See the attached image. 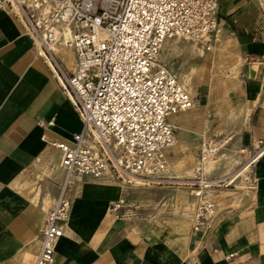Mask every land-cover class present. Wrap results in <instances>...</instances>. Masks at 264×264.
<instances>
[{
  "label": "crops",
  "instance_id": "crops-1",
  "mask_svg": "<svg viewBox=\"0 0 264 264\" xmlns=\"http://www.w3.org/2000/svg\"><path fill=\"white\" fill-rule=\"evenodd\" d=\"M218 2L213 37L225 50V62L234 66L223 70L232 74L209 86L203 104L169 122L177 130L174 144L182 147L197 149L201 138L214 131L232 136L235 147L248 151L243 163L264 140V17L253 0ZM54 55L69 76L75 68L73 50L59 48ZM50 65L18 20L0 9V264L35 263L40 230L65 178L60 151L52 144L70 140L82 126ZM186 74L181 83L186 79L184 87L192 91L197 81ZM208 113L219 121L214 129L207 126ZM215 164L199 161L197 166L206 170ZM248 170V182L234 184ZM233 171L213 181H232L233 186L215 190V214L198 231L188 219L119 215L113 206L119 207L125 191L109 178L73 180L55 264H264V154L248 168ZM165 177L180 184L189 180L170 157Z\"/></svg>",
  "mask_w": 264,
  "mask_h": 264
},
{
  "label": "built area",
  "instance_id": "built-area-1",
  "mask_svg": "<svg viewBox=\"0 0 264 264\" xmlns=\"http://www.w3.org/2000/svg\"><path fill=\"white\" fill-rule=\"evenodd\" d=\"M253 1L264 17V0ZM0 9L11 13L24 35L38 42L82 125L70 140L52 144L60 151L65 178L40 230L34 264H55V244L71 210L70 179L109 178L126 184L162 180L166 151L175 141L176 128L169 118L190 109L194 99L173 72L157 64V56L166 40L202 41L213 36L219 25V2L0 0ZM61 45L75 54L69 76L52 49ZM221 146L202 139L200 158ZM262 154L264 140H259L246 165ZM207 181L199 177L190 183V194L197 200L193 231L207 228L215 214L208 188L231 185Z\"/></svg>",
  "mask_w": 264,
  "mask_h": 264
},
{
  "label": "rangeland",
  "instance_id": "rangeland-1",
  "mask_svg": "<svg viewBox=\"0 0 264 264\" xmlns=\"http://www.w3.org/2000/svg\"><path fill=\"white\" fill-rule=\"evenodd\" d=\"M205 39L202 41L180 39L177 42H173V49L169 48L165 50L163 45L159 57V60H161V57L164 59L163 65L176 75L180 83V77H186V73L189 74L190 78L196 79V84L192 85L193 90L188 91L186 89L194 99V106L198 104L197 102L203 104L206 100L209 86L216 80L220 82L222 78H228L232 73L225 71H230L234 67L230 62H225L226 59H223L225 50H221L220 45L215 44L213 36ZM173 40L170 39L171 42ZM208 47H210L209 50L207 49ZM199 51L202 53V56L199 54ZM219 100H221L220 97ZM226 100L229 101V98L226 97ZM213 114H207V126H210V129H214L219 124L218 119L216 120ZM231 137L214 131L213 133H206L205 139L201 138L200 144L202 139L208 140L212 144H221L229 139L228 143L219 147L218 150L208 157L211 158V162L214 160L216 164L211 169L206 170H200L197 166V163L201 159L200 145L196 149L190 146L182 147L179 143L174 144L175 146H172L167 153V159L170 157L178 169L183 171L184 178L189 179L184 184L178 183L179 181L177 180L162 179L159 183H147L145 186L139 187L134 184H126L111 179L117 182L125 191L124 200L119 203V207L113 206L114 211L119 215L129 218L145 216L162 222H181L183 219H188L192 225L197 200L190 194V183L199 177L208 179V182H213L223 177V174L226 172H231L234 169L235 171L232 173H235L247 164V162L243 161L241 163V157L245 156V154L248 156V151L244 150V152H241V148L234 146V138ZM175 141L177 142L176 138ZM206 163L204 162L203 164ZM234 166L236 167L234 168ZM187 169L191 170L192 175L188 176L186 174ZM163 173V177L166 178L167 171ZM248 179L249 170L236 180L241 181V183L235 181L234 184H238V186L245 184L244 182H248ZM220 184H226V181H221ZM231 186L233 184L228 187ZM228 187H211L208 188L209 192L207 193L212 199L215 190Z\"/></svg>",
  "mask_w": 264,
  "mask_h": 264
},
{
  "label": "bare ground",
  "instance_id": "bare-ground-1",
  "mask_svg": "<svg viewBox=\"0 0 264 264\" xmlns=\"http://www.w3.org/2000/svg\"><path fill=\"white\" fill-rule=\"evenodd\" d=\"M63 32V35L64 36H67V31L66 30H63L62 31ZM174 40L171 42L170 40H166L165 42H164V48H165V50L166 49H173V42H177V41H179L180 39H184V40H189V39H185V38H182V37H176V38H173ZM206 40V39H205ZM36 44H37V47L39 46V44H38V42H36ZM58 46H52V49L54 50V52H56L57 54H58V52H59V48H64L65 46H59L58 48H57ZM69 48V47H68ZM207 49H209V47L207 48ZM161 50H162V48H161ZM161 50H160V52L158 53V56H157V64L158 65H162V66H164L163 65V58L161 57V60H159V57H160V53H161ZM164 51V50H163ZM38 52L41 54V55H44V52H43V50H41L39 47H38ZM200 52V51H199ZM165 54V53H164ZM68 55V54H67ZM68 57H69V55H68ZM48 61V63H49V65L51 64V62L49 61V60H47ZM50 66H52L51 68L54 70V66L51 64ZM165 67V66H164ZM180 82V81H179ZM184 82H185V85L187 84V80L186 79H184ZM184 82H182L181 84H182V86L184 87ZM186 89V88H185ZM194 106V105H193ZM193 106L191 107V108H193ZM190 108V109H191ZM190 109H188V110H190ZM188 110H184V111H178V112H175L174 114H172L171 116H173V115H175V114H179V113H182V112H186V111H188ZM170 116V117H171ZM205 139V138H204ZM226 142H224L223 143V145L225 144ZM174 145V144H173ZM171 149V148H170ZM170 149H168L166 152H168ZM200 162L201 163H204V162H207L206 164H211L212 162H211V158H204L203 160L202 159H200ZM246 166V168H248L249 166L248 165H245ZM171 169V168H170ZM167 171V169L165 170V172ZM164 172V173H165ZM163 173V174H164ZM161 179H163V180H168L167 178H164L163 177V175L160 177ZM73 180H76L75 178H73V179H70V181H69V185H70V183L73 181ZM208 182V181H207ZM218 182H221V181H218ZM133 183H143V184H147V183H145V182H143V181H141V180H136V181H134ZM209 183V182H208ZM227 184H231L232 183V181H229V182H226ZM210 184H212V183H210ZM210 184H208V185H210ZM37 196V195H36ZM35 198V197H34ZM37 198V197H36ZM48 203H49V199H48V197H46L45 198V200H44V204L47 206L48 205Z\"/></svg>",
  "mask_w": 264,
  "mask_h": 264
}]
</instances>
